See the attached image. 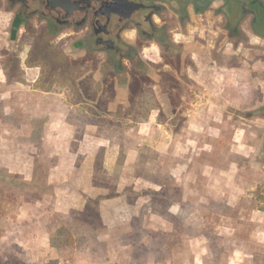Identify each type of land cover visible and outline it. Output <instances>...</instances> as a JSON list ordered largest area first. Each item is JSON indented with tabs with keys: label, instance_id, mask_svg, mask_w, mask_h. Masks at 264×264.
<instances>
[{
	"label": "crops",
	"instance_id": "1",
	"mask_svg": "<svg viewBox=\"0 0 264 264\" xmlns=\"http://www.w3.org/2000/svg\"><path fill=\"white\" fill-rule=\"evenodd\" d=\"M260 33L264 36L263 30ZM249 36L264 44L263 38ZM191 53L198 57L204 54L201 49ZM144 54L154 62L150 56L152 49ZM257 54V50L236 54L241 60L238 66L229 67L228 74L212 65H207V69L198 67L199 78L207 70L214 73L212 80L207 77L204 84L199 83L201 87L208 91L222 86L223 91L190 97L184 110L185 124L178 131H173L174 127L167 122L159 123L154 114L132 126L126 136L133 143L128 144L121 162L119 142L109 144L98 137V129L71 120L74 108L80 104L73 105L64 92L34 88L36 79L9 82L0 69V169L9 168L8 176H18L21 182L37 183L35 206H43L38 214L44 215L46 212L42 211L49 208L50 202L54 204L52 212L83 213L88 211L89 203L97 200L95 212L112 233L106 239L101 237L100 243L94 240L87 244L95 253V261L85 253H76L69 261L60 260L58 264L261 263L264 115L249 114L263 111L264 102L257 101L256 108L249 109L254 103L249 91L251 84L237 79H247L238 72L244 61ZM250 66L257 69L259 62L252 61ZM37 70L39 67L26 68L27 72ZM113 133L111 129L109 134ZM146 154L173 186L175 200L166 209H157L153 205L157 201L144 200L140 194L141 184L160 192L166 188L164 179L162 186L132 174ZM100 173L114 184L111 198H106L109 194L105 188L95 185L102 180ZM52 185L55 188L48 193V186ZM131 195L136 197L133 205L128 203ZM216 204L220 212L236 210V215L220 216L209 208ZM196 215L201 222H195L199 219ZM177 219L189 232L167 252L152 235L172 234ZM140 231V236L135 235ZM42 240L52 253L55 248L50 237ZM35 245H41V241H35Z\"/></svg>",
	"mask_w": 264,
	"mask_h": 264
},
{
	"label": "rangeland",
	"instance_id": "2",
	"mask_svg": "<svg viewBox=\"0 0 264 264\" xmlns=\"http://www.w3.org/2000/svg\"><path fill=\"white\" fill-rule=\"evenodd\" d=\"M11 19H13L12 10H9L5 2H0V69L3 70L2 76L9 82L17 80L25 83L27 80L35 81L36 79L34 84L36 89L64 92L65 97L73 105L80 104L74 108L71 120L81 125H90L94 130L98 129L100 131L98 137L109 144L119 142L121 153L119 162L128 144L133 143V139L126 136L132 126L145 121L150 114H154L159 123L167 122L174 127L173 131H178L185 124L184 110L188 108L187 103L190 97L215 90L220 93L223 91L222 86L216 87L215 90L208 89V91L201 87L200 84H204L207 77L210 80L214 78V73L207 70L199 78L198 67L207 69V65H212L215 69H222L228 74L231 71L229 67L239 65L238 61L241 57L236 54L257 50L258 54L254 55L251 60L244 61V67L238 72L247 79H237L251 84L249 91L254 103L249 106V109H255L257 101L264 102V44L250 39L249 25L242 24L239 28L237 25L240 21L236 24L232 18L229 19L228 25L231 29L238 30L230 36V45L224 46L222 41L217 43L216 36L213 34L209 39L212 43L196 44L189 35L184 40H179L183 41V53L176 44H170V49L160 54L161 57L167 56L169 62H175L179 58L181 62L176 63L175 69L161 68L162 64H152L151 68L145 69L146 64H144L140 69L122 70L120 74L123 78H120V81L111 69L103 68V65L98 64L93 55L73 56V44L69 42L66 44L65 39L60 40L61 34L58 35L57 31L52 32L51 29L47 30L40 21L33 19L24 22V27H20L17 34H12ZM215 23L217 24L216 32L218 36H221L219 20ZM191 27L193 25L190 22V26L184 29L185 33L186 31L198 33ZM175 39L178 41L179 38ZM69 48L71 52L68 53ZM200 49L204 52L202 57L191 53L192 50ZM150 56L153 57L152 54ZM158 56L157 59L152 60L160 63ZM173 56L177 58L173 60ZM243 59H245L244 55ZM255 60L259 62V68L252 69L250 65ZM213 61L215 63H212ZM34 66L39 67V70L26 71V68ZM126 86H128V92H126ZM117 88L123 91H117ZM17 89L22 90L23 88L17 86ZM20 95L23 96V94ZM256 114L264 115V108L263 111H254L249 115ZM111 129L114 131L113 134H109ZM80 139L79 137L76 140ZM33 154L35 155V152ZM50 161L54 162L55 159ZM157 165L146 154L136 172L132 174L142 180L148 178L153 181V184L159 183V185H162L160 184L161 179H164L166 188H162L160 192H154L143 184L140 186L143 199L160 202V204L155 202L153 205L163 210L175 199L172 198L171 182L168 177L163 176V173L158 172ZM9 170V168L0 169V264H58L60 260H68L72 254L76 253H85V256H90L88 259L95 261V253L89 249L87 244L94 240L99 241L101 237L106 239L112 234L105 228V224L99 220L95 212L97 200L89 203L88 211L83 213L64 215L52 212L54 204L50 202L49 208L42 211L46 213L38 214V209L43 206H35V201L38 200L35 190V187H38L37 183L21 182L18 176H8ZM99 176L102 180L96 181L95 185L105 188L109 194L106 198H111L114 189L112 180L103 178L102 173ZM54 188L55 185L48 186L47 192L51 193ZM135 198L131 195L128 203L133 205ZM42 201L43 199L40 202ZM209 208L215 212L218 211L220 216L234 217L236 215V210L220 212L217 204L210 205ZM154 213L157 211L155 210ZM196 216L199 219L195 222H201L200 216ZM181 224L182 220L177 219L172 234L155 233L152 237L169 252L174 248L177 239L189 232ZM203 232L206 236L209 235L208 232L204 230ZM141 234L140 231L135 235L140 236ZM45 236L50 237V244L52 243L55 248L52 253L45 244L43 246L42 239ZM37 240L41 241V245H35ZM137 259L142 260L140 257ZM260 262L259 264H264V257Z\"/></svg>",
	"mask_w": 264,
	"mask_h": 264
},
{
	"label": "flooded vegetation",
	"instance_id": "3",
	"mask_svg": "<svg viewBox=\"0 0 264 264\" xmlns=\"http://www.w3.org/2000/svg\"><path fill=\"white\" fill-rule=\"evenodd\" d=\"M13 11L12 26L18 21L35 19L63 34L66 43L73 44L72 50L83 55H93L103 68L111 69L122 79L124 69H140L150 63L144 51L154 47L162 53L169 45L176 44L183 53L186 26L192 23L190 32L196 44L208 45L215 35L217 43L230 45L231 35L238 29L229 27V19L239 28L249 19L252 32L260 33L264 12V0H0ZM67 4V6H66ZM236 13L232 14V11ZM220 22L218 36L215 21ZM221 23L223 24L221 26ZM234 28V27H233ZM219 31V30H218ZM261 34V33H260ZM175 38H179L178 41ZM227 42V43H225ZM71 50V49H70ZM72 51V52H73ZM161 68H176L179 58L169 62L168 57L158 56ZM177 58L173 56V60ZM178 61V62H177ZM212 63H215L214 61Z\"/></svg>",
	"mask_w": 264,
	"mask_h": 264
},
{
	"label": "water",
	"instance_id": "4",
	"mask_svg": "<svg viewBox=\"0 0 264 264\" xmlns=\"http://www.w3.org/2000/svg\"><path fill=\"white\" fill-rule=\"evenodd\" d=\"M66 6H67V4H66ZM12 12H13V11H12ZM234 13H236V10L233 9L232 14H234ZM261 14H262V15H259L260 17H259L258 19L261 20L262 30L264 31V12H261ZM32 20H33V19H32ZM248 21H249V19H248L247 21L245 20V23H244L243 25L246 26V25L249 23ZM234 22H235V21H234ZM22 26L24 27V22L21 21V20H19L18 23H17V25H15V26L13 27V26H12V19H11V33H12V34H14V33L17 34V33L20 31V27H22ZM247 26H248V25H247ZM241 30H242V28H241ZM187 33H189V32H187ZM187 33L185 34L184 39H185L187 36L190 35V33H189L188 35H187ZM251 34H252V35H255V36H257V37H261V38L264 39V36H263L262 34H260V33L258 34V33H256V32H252V31H251ZM57 37H59V36H57ZM59 38H60V40L65 39L63 34H61ZM184 39H183V40H184ZM263 41H264V40H263ZM65 43H66V41H65ZM263 43H264V42H263ZM66 44H68V43H66ZM152 51H153V59H154V58L157 59V56H158V54H159V56H160V52H161V51H160L159 49L155 48V47L152 49ZM183 51H184V47H183ZM69 52H71L70 48L68 49V53H69ZM73 54H74L73 56H76V55H77V56L83 55L80 51L77 52V51H75V50L73 51ZM144 56H146V54H143V55H142V57H144ZM146 57H147V56H146ZM145 60H146V59H145ZM147 61L150 63V65H152L153 62H150L149 59H147ZM152 61H153V60H152ZM180 62H181V61H180Z\"/></svg>",
	"mask_w": 264,
	"mask_h": 264
}]
</instances>
